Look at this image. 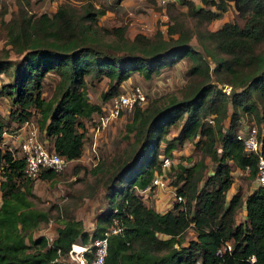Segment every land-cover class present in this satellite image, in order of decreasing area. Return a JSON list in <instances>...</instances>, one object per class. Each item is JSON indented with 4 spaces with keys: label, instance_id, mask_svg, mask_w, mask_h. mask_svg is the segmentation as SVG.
<instances>
[{
    "label": "trees",
    "instance_id": "1",
    "mask_svg": "<svg viewBox=\"0 0 264 264\" xmlns=\"http://www.w3.org/2000/svg\"><path fill=\"white\" fill-rule=\"evenodd\" d=\"M119 1L111 3L121 8ZM179 1L191 15L205 20L219 17L229 2L241 19V23L225 20L215 29L194 32L208 51L213 63L210 68L200 50L189 43L190 33L179 23L166 26L167 36L159 28L152 37L137 32L121 46L88 41L85 37L89 26L82 17L95 20L109 4L103 2L92 9L84 6L82 12L75 13L61 2L50 16L42 12L31 19L33 42L23 41L27 33L23 23L28 17L17 21L12 16L5 21L7 41L14 44L21 40L22 45L16 48L21 53L17 59L0 58V72L11 76L1 83L0 94H6L10 103L17 105L9 115L18 124L36 111L39 138L47 148L71 160L80 156L87 140L85 124L101 110L100 104L88 99L86 80L94 83L106 77L101 93L107 98L118 92L120 81L131 73L149 78L185 56L192 61L188 71L203 73L205 78L208 69L216 76L223 69L232 80L240 73L237 82L229 80L231 92L221 89L225 82L216 86L204 80L186 96L151 108L137 105L131 110L130 122H136L137 128L134 139L139 143L133 155L137 163L125 174L115 173L106 185L108 205L96 215L91 237L99 235L113 218L121 221L122 231L107 236L106 264H195L196 260L199 264H264V183L255 181L243 196L239 191L228 198L225 195L232 183V166L246 169L255 179L257 154L244 152L235 136V109L227 123L223 121L228 100L238 99L243 108L254 110L257 136L264 139V50L257 48L264 39V0H199L200 5L192 0ZM114 31L121 37L120 27ZM201 36L211 42L212 48L201 42ZM244 67H250L249 71H243ZM48 72L55 74L56 80L52 94L45 100L40 96V86ZM243 77L246 81L239 82ZM235 85L242 87L235 90ZM249 86L257 88L262 112L244 100ZM210 115L212 121L207 120ZM2 118L0 115V134ZM178 120L177 134L164 138V152L195 137L194 144L208 155L211 170L203 174L201 159L177 164L179 169L170 184L183 201H173L171 208L160 212L145 204L132 187H143L160 170V166H152L151 160L158 155V141ZM23 165L22 156H11L9 148H0V264H65L67 261L59 256L67 254L71 242H87L88 232L81 220L66 216L49 243L44 234H33L48 215L30 206L26 196L33 178L23 176ZM38 172L41 178L57 173L50 169ZM240 208L243 217L236 220ZM187 227L194 234L183 243ZM224 241H229L231 248L216 253ZM85 255L90 256L87 252Z\"/></svg>",
    "mask_w": 264,
    "mask_h": 264
},
{
    "label": "rangeland",
    "instance_id": "2",
    "mask_svg": "<svg viewBox=\"0 0 264 264\" xmlns=\"http://www.w3.org/2000/svg\"><path fill=\"white\" fill-rule=\"evenodd\" d=\"M192 1L195 5L201 4L199 0ZM61 2H64L68 9L75 13L82 12L84 6L92 9L93 7L104 5L103 2L109 4L102 14L96 16L95 20L85 15L82 17V22L89 26L85 37L88 41L109 42L121 46L122 42L128 43L137 32L152 37L156 33V29L159 28L163 35L167 36L166 26L179 23L185 28L186 32L190 33L189 43L200 50L203 55L202 60L206 61L209 68L213 63L206 53L208 51L202 48L194 32H202L204 29H215L225 20L236 19L241 23V19L235 16V12L229 2L227 8L219 17L205 20L191 15L187 11L186 6L179 0H121L118 3L121 8H116V4L111 3V0H0V58L17 59L21 55L16 48L22 45V41L19 40L18 43L14 44L7 41L6 20L12 16L16 17L17 21L28 17V20L23 23L27 31L23 41L33 42V33L30 32L31 19L42 12H46L50 16L51 12ZM203 6L209 7L204 4ZM45 24L47 25L48 22L46 21ZM117 27L122 29L121 37L114 33ZM173 35H176V33H173ZM200 39L203 44L212 48L211 42L207 41L205 37L201 36ZM257 48L264 50V39L257 45ZM191 65V59L185 56L171 66L162 67L149 78H143L139 73L133 72L120 81L118 90L133 84L141 85L146 94V100L142 106L151 108L152 106L166 104L171 98L178 99L188 95L193 87L204 80L212 82L216 86H220L221 82L231 85L229 80L232 79L223 69L218 72L217 76L208 69V76L205 78L203 73L189 72ZM249 69L250 67L242 68L246 72ZM238 75H234V80L232 81L237 82L239 79ZM220 78L224 80H220ZM10 79V75L0 72V85ZM55 80L56 75L52 72L45 73L42 77L40 96L45 100L52 94ZM241 81L244 83L246 78L243 77L239 82ZM237 85L234 87L235 90L242 87ZM105 86L106 77L104 76L94 81V83L86 80L84 88L88 99L100 105L105 104L107 98H103L101 93ZM249 88V93L245 94V99H243L251 101L256 106L255 109L258 112H262V99L258 96L257 88L254 86H249ZM229 91L231 92V89ZM232 98L227 102L226 115L223 121L227 123L232 110L235 109L234 125L236 130L242 128L245 124L254 123L256 125L254 110L243 108L239 104L238 99L234 101ZM16 106V104L10 103L6 94H0V115H2L4 123V132L2 131L0 134V148H15L14 152L18 149V143L17 141H12L8 134L15 131L18 125L16 120L9 115L10 112L17 109ZM32 114L33 116L29 119L36 123V119L39 116L36 111H33ZM130 115H123L110 121L96 138L95 159L97 164L95 166L90 165L91 160L88 158L89 148H87L89 139H87L88 142L85 140L80 156L69 160L63 169L51 177L32 179L31 189L26 197L30 201L31 207L45 210L48 215L46 220L41 221L37 228L32 231L33 234H44L48 237L54 236L56 227L62 224L66 216H73L75 219L81 220L83 228L88 234L91 233L96 215L108 205L106 185L111 182V178L115 173L125 174L137 163L135 156H133L136 154L139 144H136L134 139L137 128L134 127L136 122H130ZM179 121L168 127L163 138L158 141L157 147L158 154L166 155L169 159L168 167L164 168L169 184L174 178L175 172L179 169L177 164L191 163L201 159L204 164L203 174L211 170L208 155H204L201 148L194 144L195 137L192 140H184L178 146L174 145L171 151L164 152V138H171L177 134ZM37 132L38 138L41 137L39 128H37ZM151 164L152 166H160L157 154L151 160ZM229 173L232 177V183L225 192L226 198L234 191H239L241 196H243L256 183L255 179L248 175L246 169L232 166ZM1 179L2 175H0ZM201 184L202 182L200 181L199 185ZM135 187L133 186L132 189ZM118 198L119 196L117 195L115 200H118ZM155 199L154 202L151 199V202L145 204L151 205L155 209H161L171 204L172 196L160 191ZM242 217L243 212L240 208L236 214V220H241ZM193 234V231L187 227L183 235V243ZM59 257L68 261L67 254Z\"/></svg>",
    "mask_w": 264,
    "mask_h": 264
},
{
    "label": "built area",
    "instance_id": "3",
    "mask_svg": "<svg viewBox=\"0 0 264 264\" xmlns=\"http://www.w3.org/2000/svg\"><path fill=\"white\" fill-rule=\"evenodd\" d=\"M221 89L228 92L229 85L223 84ZM145 100L146 94L139 84H133L127 88L120 89L118 92L107 97V102L100 106V112L94 113L91 119L85 124V136L89 139L87 148H89L88 158L91 160L90 165L96 163V138L100 135L105 126L116 118L128 115L135 106H142ZM207 120L212 121L211 115L207 116ZM37 133V124L31 119H26L17 125L15 131L8 134L12 141H17L18 143V149L15 152V148L12 149L7 147L11 150V156H14L15 153L17 156H22L24 158L22 171L24 177L36 178L38 177L37 175L40 169H50L58 172L63 169L69 161V159L56 152L53 148H47L44 141L38 138ZM235 136L240 140L244 152H255L257 154L255 181L259 184H263L264 139L257 136V126L254 123L245 124L242 128L236 130ZM158 157L161 171L154 172L150 181L143 187L134 186V190L144 203L151 202V199L154 202V200H156V195L160 191L165 192L167 195H171V204L161 209L156 208L157 211L161 212L171 208L173 201H183V197L175 191L174 185L167 182L164 168L169 165L168 156L158 154ZM121 231V221L117 218H113L112 222L104 228L99 235L91 237V233L88 234L89 240L87 242H71L67 251L68 261L65 264H106L107 236ZM158 235L161 237L165 236L164 234ZM52 237L53 236H46L48 243ZM230 248V242L224 241L216 249V253L220 254ZM86 252L90 254L88 258H86ZM252 260L253 255H250L249 261ZM195 264H199V261L196 260Z\"/></svg>",
    "mask_w": 264,
    "mask_h": 264
}]
</instances>
